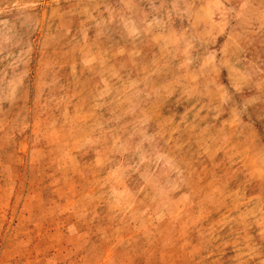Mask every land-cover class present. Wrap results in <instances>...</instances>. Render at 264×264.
<instances>
[{"label":"rangeland","instance_id":"obj_1","mask_svg":"<svg viewBox=\"0 0 264 264\" xmlns=\"http://www.w3.org/2000/svg\"><path fill=\"white\" fill-rule=\"evenodd\" d=\"M0 264H264V0H0Z\"/></svg>","mask_w":264,"mask_h":264}]
</instances>
